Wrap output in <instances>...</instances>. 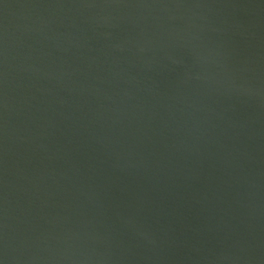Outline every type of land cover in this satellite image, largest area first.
<instances>
[{
  "label": "water",
  "instance_id": "95a60500",
  "mask_svg": "<svg viewBox=\"0 0 264 264\" xmlns=\"http://www.w3.org/2000/svg\"><path fill=\"white\" fill-rule=\"evenodd\" d=\"M0 264H264V0H0Z\"/></svg>",
  "mask_w": 264,
  "mask_h": 264
}]
</instances>
